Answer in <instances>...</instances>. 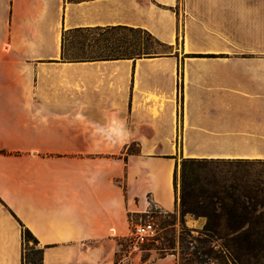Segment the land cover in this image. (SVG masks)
<instances>
[{
    "label": "crops",
    "instance_id": "0c3cea01",
    "mask_svg": "<svg viewBox=\"0 0 264 264\" xmlns=\"http://www.w3.org/2000/svg\"><path fill=\"white\" fill-rule=\"evenodd\" d=\"M119 28L169 50L64 53ZM183 158L264 159V0H0V264L23 227L43 264H116L135 221L178 214Z\"/></svg>",
    "mask_w": 264,
    "mask_h": 264
},
{
    "label": "trees",
    "instance_id": "16d2710c",
    "mask_svg": "<svg viewBox=\"0 0 264 264\" xmlns=\"http://www.w3.org/2000/svg\"><path fill=\"white\" fill-rule=\"evenodd\" d=\"M144 32L149 33L148 31ZM152 37L157 43L166 47L153 35ZM166 48L169 50L168 47ZM64 49V53L67 54V49ZM100 55H145L146 57H154V55L141 53ZM263 162L264 159L183 158L179 164V205L181 214L190 213L196 217H206L205 233L211 238L226 239L223 246L236 252L235 264H251L248 257L254 255L257 246H264V176H251L241 174L238 171L223 176V171L220 168L228 165H235L238 168L243 164L250 165V163ZM202 165L205 168L213 167L215 170L210 169L208 173H204L200 171L203 168ZM178 170L175 173L176 185ZM203 180H206L207 186L202 184ZM22 239L23 264H43L44 248L42 247L38 249L40 254L39 263L32 257H29L26 261L25 242L32 239L36 244H39L38 239L29 228L23 227ZM200 243L202 250L196 257L198 260L201 259V254L212 258L219 256L218 251L214 248L213 241L206 239L200 241ZM243 245L246 246V251L239 254V249ZM197 251L196 253H198Z\"/></svg>",
    "mask_w": 264,
    "mask_h": 264
},
{
    "label": "rangeland",
    "instance_id": "374dc122",
    "mask_svg": "<svg viewBox=\"0 0 264 264\" xmlns=\"http://www.w3.org/2000/svg\"><path fill=\"white\" fill-rule=\"evenodd\" d=\"M69 38L66 53L69 55H86V54H126L141 53L156 55L168 51V49L159 43L147 32L140 30L116 29L107 31H91L86 33H75ZM133 145L130 150L135 151ZM202 172L208 173L213 167L205 168L202 165ZM177 172V187L180 189V165ZM223 176L231 175L233 172H240L246 175H262L264 176V162L250 163V165H235L221 167ZM207 175V174H204ZM207 186L206 180L202 181ZM192 216L196 218L195 222H189L186 219ZM150 220L149 218H144ZM159 227L158 237L147 244H143L134 248V241L131 236L123 239L122 246L116 257V264H130V257L138 255L139 263L150 261L151 255L155 258L162 257L166 253L176 255V264H235L234 258L236 252L231 248L227 249L223 246L226 239L211 238L205 233L204 227L206 217L193 216L190 213L181 214L180 208L178 214L164 215L159 220H153ZM209 239L213 241L214 248L218 251L219 256L216 258L200 255V260L196 257L202 250L200 241ZM41 246L36 244L32 239L27 240L24 245L26 261L29 257L34 258L37 263L40 261L38 249ZM245 245L239 249V254L246 251ZM196 250H198L196 253ZM245 257V256H244ZM251 264H264V246H257L253 256L248 257Z\"/></svg>",
    "mask_w": 264,
    "mask_h": 264
},
{
    "label": "built area",
    "instance_id": "2783aa9c",
    "mask_svg": "<svg viewBox=\"0 0 264 264\" xmlns=\"http://www.w3.org/2000/svg\"><path fill=\"white\" fill-rule=\"evenodd\" d=\"M160 229L153 220L139 219L133 223L130 235L134 241V248L154 241Z\"/></svg>",
    "mask_w": 264,
    "mask_h": 264
}]
</instances>
